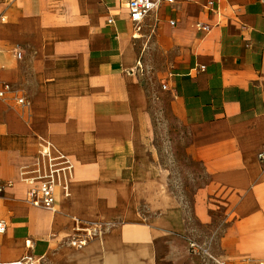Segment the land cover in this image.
<instances>
[{"label":"crops","instance_id":"0c3cea01","mask_svg":"<svg viewBox=\"0 0 264 264\" xmlns=\"http://www.w3.org/2000/svg\"><path fill=\"white\" fill-rule=\"evenodd\" d=\"M127 3L0 0V263L181 264L214 240L264 260L236 263L242 243L264 256V0L162 3L138 34ZM150 81L202 167L189 204L154 152ZM46 142L74 164L55 211L26 202Z\"/></svg>","mask_w":264,"mask_h":264},{"label":"rangeland","instance_id":"374dc122","mask_svg":"<svg viewBox=\"0 0 264 264\" xmlns=\"http://www.w3.org/2000/svg\"><path fill=\"white\" fill-rule=\"evenodd\" d=\"M162 88L150 81V105L149 111L152 116V134L154 152L156 157L162 162L164 167L168 169L170 174V186L172 190L181 192L188 202L191 200L192 194L195 192L197 186L203 184L202 167L191 159L187 153V146L191 140V134L186 127H184L170 112L167 104V97L162 94ZM189 171V172H187ZM187 172V173H186ZM193 175H192V174ZM195 176V180L193 177ZM189 195V197H188ZM222 215V214H220ZM205 236L208 239H214L219 236L224 230H205ZM216 240L213 244L205 246V253H195L191 251V256L186 257L181 261V264H218L214 257L217 256V250L222 254H229L233 247H220ZM236 247L244 248L247 252L241 258H237L236 263H246L263 257H252L251 251L248 248L250 244H240ZM192 249V248H191ZM223 249V250H222ZM202 255V256H200ZM193 257V258H191Z\"/></svg>","mask_w":264,"mask_h":264},{"label":"built area","instance_id":"2783aa9c","mask_svg":"<svg viewBox=\"0 0 264 264\" xmlns=\"http://www.w3.org/2000/svg\"><path fill=\"white\" fill-rule=\"evenodd\" d=\"M175 1L176 0H128L129 19L133 24L135 33L138 34L141 32V24L149 13L154 12L162 3H174ZM212 4L213 2H210V5ZM171 24H175V21L172 20ZM203 28L206 30L210 29L209 26H204ZM17 55L19 57L22 56L20 52L17 53ZM9 89L10 85L6 84L4 90H0V97H5V92ZM40 154L45 162V167L43 169L38 167L36 170V172H38L37 176L25 178V180L30 183H34V181L37 180L29 189L26 202L32 207L55 211L58 185L61 180H66V178L72 174L74 164L65 154L59 152L55 153L53 145L50 142H46L45 145H42ZM258 159L264 162V148L259 151ZM5 186L3 181L0 180V195L4 191ZM65 187L67 188V185ZM6 229L7 221L0 219V233H5ZM76 230V233L71 236V242L78 248L88 245L96 235V225L94 223H83L78 226ZM191 245L195 250L202 249L195 243ZM30 259L31 257H24L18 261L2 262L0 264H29ZM214 260L218 264H233L215 257ZM247 264H264V260Z\"/></svg>","mask_w":264,"mask_h":264}]
</instances>
